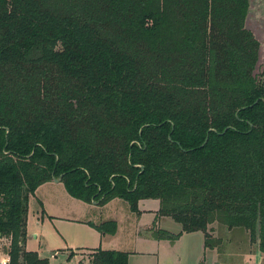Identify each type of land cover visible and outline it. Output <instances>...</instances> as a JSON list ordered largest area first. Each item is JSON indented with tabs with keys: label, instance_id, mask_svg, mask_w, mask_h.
<instances>
[{
	"label": "trees",
	"instance_id": "trees-1",
	"mask_svg": "<svg viewBox=\"0 0 264 264\" xmlns=\"http://www.w3.org/2000/svg\"><path fill=\"white\" fill-rule=\"evenodd\" d=\"M251 0H0V247L25 251L28 201L59 179L202 232L246 230L264 251V47ZM257 29V30H256ZM94 225L93 223H90ZM101 236L114 221L94 225ZM95 248L90 264H128Z\"/></svg>",
	"mask_w": 264,
	"mask_h": 264
},
{
	"label": "rangeland",
	"instance_id": "rangeland-1",
	"mask_svg": "<svg viewBox=\"0 0 264 264\" xmlns=\"http://www.w3.org/2000/svg\"><path fill=\"white\" fill-rule=\"evenodd\" d=\"M251 8L255 12L256 30L264 47V0H251ZM122 202L126 212L130 214L127 203L123 200ZM156 203L155 200L142 202L150 205L149 207ZM94 207L71 197L62 182L43 184L28 201L27 225L36 237L26 240L24 250L35 251L39 258L47 260L46 264H89L87 249L99 247H119L129 251L128 264H264V251L259 249L258 243L251 242L248 232L241 228H227L223 224L213 223L208 232L210 240H217V245L210 249L200 247V234H185L178 240L161 238L156 241H136L129 232H124L130 228V223L133 226L132 234L141 230V234L147 232L151 235L155 228L135 229L134 222H116L114 218L119 216L114 214L118 213L125 219L128 215L126 213L125 217V209L122 206H118V209L116 207L118 211ZM139 215L140 213L132 212L130 217ZM84 219L89 222H83ZM109 220L115 222L116 231L106 236L117 235L118 241L101 239L99 242L100 233L94 225ZM164 222H173L168 227L170 233H175L180 227V224L169 217ZM120 225L122 230H119ZM27 236L29 239L30 234L27 233ZM4 259L10 263L8 254L0 252V264Z\"/></svg>",
	"mask_w": 264,
	"mask_h": 264
},
{
	"label": "crops",
	"instance_id": "crops-1",
	"mask_svg": "<svg viewBox=\"0 0 264 264\" xmlns=\"http://www.w3.org/2000/svg\"><path fill=\"white\" fill-rule=\"evenodd\" d=\"M253 13H254L253 16L255 17L254 10H253ZM49 182H51V183H57L58 184V183H60V180H58V181H55V180L53 181L52 180V181H49ZM49 182H46L44 184H47ZM42 185H40L39 187H41ZM146 200H155L157 203L156 204H153L152 207H149L150 205L142 204V202L143 201H146ZM88 204L91 205V206H95L94 207L95 209H100L101 210L104 207V208H110L111 211H118L117 210L118 209V206H120V207L122 206L125 209L124 212H125V217H126V213H127L126 212V207H125V204H123V202H122L121 199L114 198V199L110 200L109 202H107L103 206L97 205L96 202H91V203H88ZM116 207H117V209H116ZM138 207H139V210H140V215L139 216H137V217L134 216L132 218V217H130V214L132 215V212H129L130 214L127 213L128 215H127V217L125 219L120 214L116 213V214H114V216H116V217L119 216V217L118 218H114L115 221L116 222H134V227L136 225L135 229H139V228L142 227L145 230L146 228L154 227L155 229H158L159 228V229H163V230H167V231H168V227L170 225H172L171 223H173V222H164L166 219H168V217H156L157 210L159 208V200L158 199H144V200H141L139 202V204H138ZM119 212L122 213V211H119ZM99 213H101V212L99 211ZM99 216H101V214H99ZM75 220H78V219H75ZM83 222L87 223L89 221H88V219H84ZM135 222H136V224H135ZM161 225H163V227H161ZM173 225H175V224H173ZM129 227L130 228L127 229L128 231L127 230H124V232H126V233L129 232L130 233V236L132 235V238L134 237L136 239V241L137 240H142V241H156V240H158V239L152 237L150 234H148L145 231H144L145 233L141 234V232H140L141 230H138V232L136 231V233L134 232V234H132L133 233V226H132L131 223H130V226ZM122 229L123 228L120 225L119 226V230H122ZM26 230H27V233L30 234V238L28 239V236H27V239L26 240H30V239L36 237V235H33V233L31 231H29L28 225H26ZM180 230H181V227L177 228L176 231H175V233L179 232ZM185 234L186 235H188V234H190V235L200 234V236H201V244H200V247L202 246L204 249H207V248L210 249V247H205V245H204V234L202 232H199L198 231V232H191V233H182L179 238H182L183 235H185ZM132 238H131V240H132ZM101 239H102V241H106V240H108V241H114V240L118 241L117 240V235L116 236H113V237H109V236H106V235L105 236H100L99 235V242L101 241ZM25 247H26V242H25ZM93 249H95V248H93ZM93 249H87L88 250V254ZM102 249L122 250L119 247L102 248ZM27 250L33 251V250H30V249H27ZM0 252L3 253V250H1V247H0ZM87 261L89 262V258L87 259Z\"/></svg>",
	"mask_w": 264,
	"mask_h": 264
},
{
	"label": "built area",
	"instance_id": "built-area-1",
	"mask_svg": "<svg viewBox=\"0 0 264 264\" xmlns=\"http://www.w3.org/2000/svg\"><path fill=\"white\" fill-rule=\"evenodd\" d=\"M8 262H9L8 260L4 259L1 261V264H8Z\"/></svg>",
	"mask_w": 264,
	"mask_h": 264
},
{
	"label": "water",
	"instance_id": "water-1",
	"mask_svg": "<svg viewBox=\"0 0 264 264\" xmlns=\"http://www.w3.org/2000/svg\"><path fill=\"white\" fill-rule=\"evenodd\" d=\"M55 181H58L59 179H54Z\"/></svg>",
	"mask_w": 264,
	"mask_h": 264
}]
</instances>
